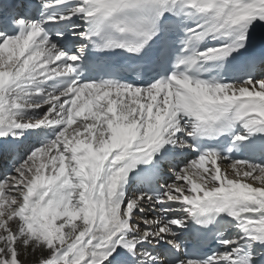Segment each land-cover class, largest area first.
Listing matches in <instances>:
<instances>
[{
  "label": "snow or ice",
  "instance_id": "1",
  "mask_svg": "<svg viewBox=\"0 0 264 264\" xmlns=\"http://www.w3.org/2000/svg\"><path fill=\"white\" fill-rule=\"evenodd\" d=\"M0 264H264V0H0Z\"/></svg>",
  "mask_w": 264,
  "mask_h": 264
}]
</instances>
